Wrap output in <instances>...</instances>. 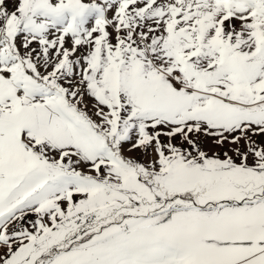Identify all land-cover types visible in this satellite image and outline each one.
<instances>
[{"label":"snow or ice","instance_id":"obj_1","mask_svg":"<svg viewBox=\"0 0 264 264\" xmlns=\"http://www.w3.org/2000/svg\"><path fill=\"white\" fill-rule=\"evenodd\" d=\"M0 264H264V0H0Z\"/></svg>","mask_w":264,"mask_h":264}]
</instances>
